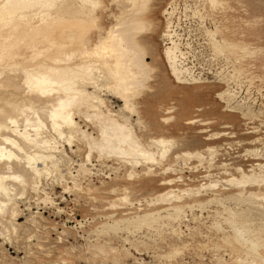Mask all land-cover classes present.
<instances>
[{
  "label": "bare ground",
  "instance_id": "obj_1",
  "mask_svg": "<svg viewBox=\"0 0 264 264\" xmlns=\"http://www.w3.org/2000/svg\"><path fill=\"white\" fill-rule=\"evenodd\" d=\"M110 1L117 11L109 14L111 23L105 28L99 22V11L107 9L103 0H0V247L4 242L17 241L24 232V242L35 240L33 243L41 246V228L48 226L37 220L34 213L39 212L31 211L25 224L18 222L31 202L55 205L56 213L73 215L71 210L57 206L67 197L65 194L73 195L71 191L76 190L89 198L97 190L99 198L96 199L98 194L93 196L90 207L100 218L92 230L97 237L94 234L92 242L90 235L86 236L85 249L104 260L111 255L112 261L120 264L124 256L119 254L130 255L129 248L118 249L110 243L111 233H126L122 243L134 248L138 242L145 244L134 240L146 234L154 236L161 229H169L170 235L179 238L183 233L179 225L190 220V212L191 219L198 223L192 227L208 239L199 224L211 218L207 227L219 233L217 240L229 248L231 261L264 264V162L254 161L247 167L226 161L216 163L213 156L218 148L211 144L201 150L172 151V138L140 131L139 127H146L141 125L136 99L147 87L153 71L145 44L155 26L150 19L152 0ZM204 1L212 8L221 4V0ZM174 8L171 3L163 12L168 16L160 34L167 41L163 43L162 57L175 82L190 84L199 79L185 63L181 35L174 29L178 18L172 20ZM204 31L212 49L224 58L237 54L232 55V63L225 59V64L231 63L223 67H231L227 87L217 94L226 107H232L235 91L228 87V81L240 82L244 78L240 59L254 51L246 43L222 35L217 25L204 27ZM185 44L187 48L189 43ZM109 97L121 104H109ZM171 109L167 106L164 112ZM201 109L195 107L196 111ZM261 111L246 107L245 113L252 119ZM171 118L161 116L159 120L164 123ZM196 122L211 123L190 118L184 124ZM223 126L229 127L226 123ZM206 131L207 127L198 129L200 133ZM224 135L230 132L209 133L204 138L212 140ZM225 144L227 147L222 149H229V143ZM252 152L251 158L264 157V151ZM191 158L196 161L192 168H203L196 185H190L178 173L183 167L189 168L187 159ZM213 167H219V171L214 173ZM220 173L224 177H217ZM95 177L100 181L98 186L92 183ZM103 178L112 184L103 185ZM136 178L156 181L160 189L150 197L133 199L132 189L138 186L131 185ZM140 183L144 184V180ZM54 185L64 195H58L59 202L52 197ZM62 225L61 232H65ZM184 225L189 228L187 223ZM27 227L31 229L27 231ZM143 229L147 232L137 237ZM127 235L136 238L131 240ZM178 248L172 246L162 258L175 256Z\"/></svg>",
  "mask_w": 264,
  "mask_h": 264
},
{
  "label": "rangeland",
  "instance_id": "obj_2",
  "mask_svg": "<svg viewBox=\"0 0 264 264\" xmlns=\"http://www.w3.org/2000/svg\"><path fill=\"white\" fill-rule=\"evenodd\" d=\"M171 3L175 7L173 9L172 20L175 21L178 18L177 27H174V29L181 35V48L186 52L185 63L192 67L194 77L200 81H190L192 82L190 84L177 83L169 75L164 63L162 49L164 47L163 43L167 41H165V38H161L160 34L164 29L165 17L168 16L163 13L164 9L171 5ZM103 4L107 9H104L102 12L99 11V22L106 28L111 23L109 14L116 12L117 8L110 0H103ZM195 7H197L198 11L195 10ZM150 19L155 24L154 32L145 40V44L149 54L148 61L153 65V71L147 87L136 99V106L142 117L141 125L146 127L145 129L144 127H139L140 131L148 135H163L172 138L174 142V149L172 148V151L201 150L205 148L206 144H211L216 149L218 148L213 156L216 163L226 161L231 163V165L247 167L254 161L264 162V157L258 159L251 158L254 149H257L259 153L264 151V0H221V4L214 8L210 7L205 1L203 2V0H152L150 4ZM215 25L220 28L222 35L233 41L237 42L239 40L238 42L246 43L254 51V53L240 59L241 63L239 65L242 68L244 67L242 75L244 78L240 82L228 81V87L235 91L232 107H226V103L221 101L217 94L227 87V74L231 67L228 69H224L223 67L230 66L231 60H234L233 56H237V54L231 53L229 56L227 55L231 58L225 56L227 61H231V63L225 64L226 58L220 54L221 52L217 53L218 50L212 49L210 39L205 33L204 27L213 28ZM94 34L95 31H92L91 35L94 36ZM215 35L216 38H219L220 33L216 32ZM185 43H189L187 48ZM235 64L237 63L235 62ZM108 103H112L113 106L121 104L110 97ZM167 106L172 107L168 113L164 112V108ZM199 106L202 109L196 111L195 107ZM246 107H249L253 112L262 111L258 117H252L251 119L250 115L245 113ZM161 116H172V118L168 122L163 123L159 120ZM190 118L209 120L211 123L207 125H199V122L184 124V121ZM223 123L228 124L229 127H224ZM201 127H207L208 131L198 132V129ZM221 131L230 132V135H224L212 140L204 138L209 133ZM255 138L256 140H254ZM224 143H229L230 148L222 149L226 146ZM75 157L74 159H76ZM187 162L189 168L183 167L178 173L184 176L187 183L196 185L198 180L201 179L200 174L203 168L200 166L192 168L196 165V161L192 158L187 159ZM104 171H108V169L104 168ZM212 171L214 173L218 172L219 167H213ZM218 176L222 178L224 174H217ZM100 177L102 178L101 175ZM188 178H191L192 181ZM103 179V185L112 184L111 180ZM142 179L144 180V184L146 183L145 185L140 183ZM142 179H134L131 185V187L138 186L137 189H134V187L132 189L133 199L150 197L153 192L155 193L160 189L156 181L152 182V180ZM92 183L96 186L100 185V181L96 177L92 180ZM221 183L225 185V183ZM139 186L144 188L141 189ZM49 187L51 188V186ZM47 190L50 191L49 188ZM71 192L73 195L68 193V195L65 194L64 196L56 185L51 190L52 197L56 196L54 197L56 202L60 201L61 195L67 196L57 206L64 207L68 211L71 210L73 215L56 213L55 205L37 204V206L33 204L34 202H31L30 209H25L22 212L23 216L18 222L25 224V219L31 211L32 213L35 212L34 210L39 212L34 213L37 220L40 224L48 226L41 228L42 232L40 235L42 237L38 242L41 243L42 247L33 243L36 242L35 240H31V243L24 242L26 240V233L24 232L17 241L14 240L11 244L8 242L3 243L2 248L4 247V251H1L2 248L0 247V264H56L60 261L63 263L62 259L66 260L64 264H115L112 261L111 255L104 260L102 256L93 255L85 249L88 238L94 242L93 239L97 237V234L92 233V230L94 229V224L100 218L90 207L93 205L92 197L98 194L96 196L97 199L100 192L96 190L93 193L92 190L93 194L91 193L92 196H89V198L86 193L79 191L75 193L76 190ZM89 199L90 201H88ZM21 204L24 205V203ZM195 212L200 213L198 210H195ZM187 214L190 220L183 221L179 225L183 231L182 236L179 238L173 234L170 235L169 229H166V231L165 229H161L162 231H158L159 235L157 234L158 232L154 236L146 234V236H142L137 240H134L135 236L127 235L135 243L143 240L145 244L142 245L138 242L137 249L129 244L122 243L121 239L126 236V233H111L110 243L112 245L118 249L122 248V246L129 248L130 255L119 254V257L124 256L120 258V264H219L220 261V264L223 262L225 264V261L230 264H238L231 261L230 255L232 253L228 254L229 248L218 241L219 233L215 232L213 228L207 227L210 225L208 222L212 221L210 217H207L206 221L204 220L205 223L199 224L200 231L211 238L208 239L207 236L199 234L192 227L197 226L198 223L191 219L190 212ZM93 218L95 219L93 220ZM62 223L65 225V232H61L63 228ZM185 223L188 224L189 228H186ZM53 226L55 228H51ZM30 227H27L26 230L29 231ZM89 230L91 233H89ZM59 232H61L60 235ZM146 232L145 229L139 231L138 234L136 232L137 237ZM88 235L91 237H88ZM86 236L88 238L85 239ZM60 237H62V240ZM147 238L148 240H146ZM19 239L20 243L18 244ZM58 239L59 241L57 242ZM151 239L152 241H150ZM170 244L173 245L170 246ZM148 245L151 246L147 247ZM216 245L219 246L217 247ZM172 246H178L179 248L176 251L179 253H173L175 256H171L170 259L167 257L162 258L163 254L169 251ZM70 247L73 248L70 250ZM26 251L29 252L27 253ZM35 257L38 259H35ZM222 257L224 259H221ZM214 258H217V261ZM139 260L140 263H137Z\"/></svg>",
  "mask_w": 264,
  "mask_h": 264
}]
</instances>
